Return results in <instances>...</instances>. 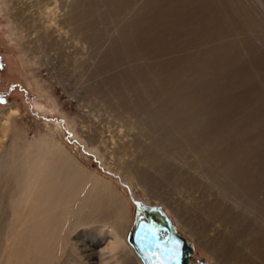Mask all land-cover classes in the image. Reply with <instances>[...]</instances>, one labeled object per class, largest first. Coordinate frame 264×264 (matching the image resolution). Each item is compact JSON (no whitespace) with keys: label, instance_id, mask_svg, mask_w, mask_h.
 I'll use <instances>...</instances> for the list:
<instances>
[{"label":"rangeland","instance_id":"374dc122","mask_svg":"<svg viewBox=\"0 0 264 264\" xmlns=\"http://www.w3.org/2000/svg\"><path fill=\"white\" fill-rule=\"evenodd\" d=\"M74 1L0 0V164L12 176L5 188H0V264H123L126 260L140 263L126 240L134 219V205L129 195L148 206L159 207L166 214L175 231L192 245L190 264H200L201 259L208 264H222L221 259L209 255L208 245L204 243L222 230L219 223H209L203 229L205 233L199 235L192 233L181 218L185 216L187 204L198 199L200 192L189 195L190 192H182L180 187L169 183L167 194L161 200L153 193L168 180L146 185L135 176L136 159L147 154L145 152H152L157 146L153 142H160L159 147H172L167 136L178 142L183 135L176 126L162 131L149 130L146 114L117 106L121 98L132 101L134 92L123 86L111 93L106 87L105 80L109 77L142 61L124 59L121 66L98 68L111 41L117 39L119 28L128 23L147 0H135L133 6L113 22H108L105 6L97 4L93 30L102 33V37L96 45L88 43L70 22V5ZM229 1L237 7L235 17L248 22L247 37L254 41L264 58V15L252 0ZM170 39L172 37L167 36L166 40ZM216 43L218 41L209 42L200 48L206 50ZM238 50L242 56L240 66L252 72L255 58ZM182 54L168 52L161 58ZM239 68L217 71L209 84L227 86ZM136 77L129 75L124 79L141 93L143 83ZM148 82L147 87L157 85L151 79ZM261 83L255 77L231 87L228 96L240 97ZM261 95L260 101H251L249 107L229 108L225 113L228 120L253 113L264 114V89ZM149 105L152 111L160 108L157 101ZM186 136L191 143L179 151L180 159L192 165L200 151L196 147L203 146L195 136ZM261 138L256 141L253 134L246 139L257 150L264 146V137ZM221 144L227 147L228 140L223 139ZM159 154L160 157L161 152ZM27 166H32L31 171L37 168L38 172L45 167L58 179H54V185L58 188L56 202L59 206L53 212L57 220L52 229L47 225L46 229L36 230L39 226L30 224V204L22 200L34 201L40 198V192L38 185L32 183L30 195L24 194L20 171ZM72 166L83 178V186L79 188L75 184L78 179L67 178ZM196 170L204 176L202 184L208 189L207 194L218 198L226 195L228 200L223 201L238 207L235 211L242 213L247 224L264 227L262 206L248 205L244 201L240 205L235 203L226 188L230 183L221 178H206L203 170ZM190 172L194 169L190 168ZM90 183L97 187L91 195L88 194ZM117 241L127 247V252L111 251L110 246Z\"/></svg>","mask_w":264,"mask_h":264},{"label":"bare ground","instance_id":"6f19581e","mask_svg":"<svg viewBox=\"0 0 264 264\" xmlns=\"http://www.w3.org/2000/svg\"><path fill=\"white\" fill-rule=\"evenodd\" d=\"M134 1L75 0L70 5L72 9L69 20L75 31L82 34L91 45H96L102 33H95L93 30L95 6L103 4L108 14V22H113L124 15ZM252 1L264 15V0ZM236 11L237 7L234 8L229 0H147L133 18L119 28L117 39L111 41L98 68L121 66L124 59L142 61L140 65L109 77L105 80L106 87L111 93L117 92L123 86L132 90V101L121 98L117 106L134 113L146 114L150 123L149 130L162 131L176 126L183 134L178 142L167 136L172 147H159L160 142H153L157 145L153 147V151L145 152L147 154L136 159V167L133 169L138 182L152 185L157 180H168L164 187L157 188L158 192L153 193L155 198L161 200L167 194L166 185L169 183L178 189L180 187V190H184L182 192H190L189 195H192L191 192H200L199 200L194 199L187 204L183 213L185 216L181 218L192 233L199 235L209 223H219L222 230L212 235L214 237L209 238L208 243L204 242L208 245L209 255L221 259L222 264H261L264 262V227L247 224L241 216L242 213L235 211L238 207H232L223 201L228 200L226 195L218 198L207 194L208 189L202 184L204 176L196 170H203L206 178H221L222 181L230 183L226 188L231 191L235 203L240 205L244 201L248 205L257 204L264 209V146L256 150L246 139L248 135L256 134L255 140H262L264 114L253 113L234 120H228L225 114L229 108L241 109L247 105L249 107L251 101L259 102L264 89V58L254 41L247 37L248 22L238 20L235 17ZM167 36L172 37L171 41L166 40ZM216 41L218 43L201 50L200 46ZM238 49L255 58L252 72L240 66L242 56ZM168 52L183 54L161 58ZM235 66L240 67L239 71L233 74L227 86L220 83L209 84V79L217 71ZM129 75L137 76L136 80H142L141 93L124 79ZM149 77L157 83L156 87H147ZM255 77L262 82L261 86L252 88L240 97L228 96L231 87L245 84ZM123 79L125 82H122ZM38 89L40 90L39 86ZM155 101L160 102V108L152 111L149 104ZM187 134L195 136L203 146L196 147L200 151L196 153L198 158L192 165L182 161L179 154L180 150L188 148L184 146L191 143ZM223 139L228 140L227 147H222ZM31 168L32 166H27L20 171L24 194L29 193V185L34 183L38 185L35 187L40 192V198L34 201L24 198L22 203L30 204L29 221L30 224L39 226L36 230L44 227L46 229L47 225L48 229H52L57 220L53 212L59 206V202H56L58 188L54 185L55 178L45 167L40 168L39 172L37 168L32 169V172ZM190 168L194 172H190ZM77 170L72 166L67 178L78 179L75 184L79 188L83 186V178ZM9 173L0 164L1 189L5 188L3 186L12 177ZM90 184L89 195L97 190L96 184ZM245 197L246 200L243 199ZM110 247L111 251L127 249L118 241ZM135 255L138 258L136 253ZM140 263L142 264L141 260ZM123 264L132 262L126 260Z\"/></svg>","mask_w":264,"mask_h":264},{"label":"water","instance_id":"95a60500","mask_svg":"<svg viewBox=\"0 0 264 264\" xmlns=\"http://www.w3.org/2000/svg\"><path fill=\"white\" fill-rule=\"evenodd\" d=\"M129 198L134 205V219L127 242L142 264H189L192 245L175 231L166 214L159 207L148 206L131 195Z\"/></svg>","mask_w":264,"mask_h":264},{"label":"flooded vegetation","instance_id":"af4514ba","mask_svg":"<svg viewBox=\"0 0 264 264\" xmlns=\"http://www.w3.org/2000/svg\"><path fill=\"white\" fill-rule=\"evenodd\" d=\"M1 67V66H0ZM188 261H189V259H188ZM189 263V262H188ZM190 264V263H189ZM200 264H201V261H200Z\"/></svg>","mask_w":264,"mask_h":264}]
</instances>
